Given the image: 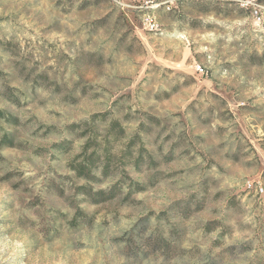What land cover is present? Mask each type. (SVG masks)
<instances>
[{
    "label": "rangeland",
    "instance_id": "rangeland-1",
    "mask_svg": "<svg viewBox=\"0 0 264 264\" xmlns=\"http://www.w3.org/2000/svg\"><path fill=\"white\" fill-rule=\"evenodd\" d=\"M259 5L0 0V264H264Z\"/></svg>",
    "mask_w": 264,
    "mask_h": 264
},
{
    "label": "built area",
    "instance_id": "built-area-1",
    "mask_svg": "<svg viewBox=\"0 0 264 264\" xmlns=\"http://www.w3.org/2000/svg\"><path fill=\"white\" fill-rule=\"evenodd\" d=\"M249 2V1H248ZM247 2V3H248ZM262 8H264V5H259V9H255V16L256 18L260 21L261 18H262ZM146 19V22L147 24L149 25L150 29H155L156 28V24L155 22L148 16L145 18ZM196 69L199 70V71H203V68L200 64L196 65ZM261 191L263 190V187L260 186L259 188Z\"/></svg>",
    "mask_w": 264,
    "mask_h": 264
},
{
    "label": "trees",
    "instance_id": "trees-1",
    "mask_svg": "<svg viewBox=\"0 0 264 264\" xmlns=\"http://www.w3.org/2000/svg\"><path fill=\"white\" fill-rule=\"evenodd\" d=\"M3 111H0V116H3V113H2ZM117 126V127H119V133H123L124 132V126H123V124L120 122V120H117V121H114L113 120V122L111 121V123H108V125H106L105 126V128H106V130H107V136H108V138H107V140L109 139V134L111 133V131L113 130V128L115 127V126ZM120 134V135H121ZM3 137H4V140H6V139H9V137H8V135L7 134H5V135H3ZM2 137V138H3ZM109 142H110V140H109ZM2 143V142H1ZM11 144H9V145H13V142H10ZM106 145H108V143L106 144ZM132 145V144H131ZM98 152V151H97Z\"/></svg>",
    "mask_w": 264,
    "mask_h": 264
}]
</instances>
